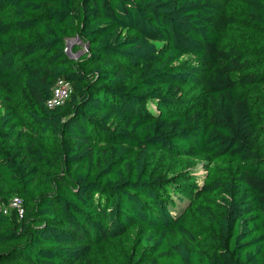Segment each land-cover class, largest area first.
Masks as SVG:
<instances>
[{
    "label": "trees",
    "instance_id": "16d2710c",
    "mask_svg": "<svg viewBox=\"0 0 264 264\" xmlns=\"http://www.w3.org/2000/svg\"><path fill=\"white\" fill-rule=\"evenodd\" d=\"M14 197L0 264H264V0H0Z\"/></svg>",
    "mask_w": 264,
    "mask_h": 264
},
{
    "label": "built area",
    "instance_id": "2783aa9c",
    "mask_svg": "<svg viewBox=\"0 0 264 264\" xmlns=\"http://www.w3.org/2000/svg\"><path fill=\"white\" fill-rule=\"evenodd\" d=\"M70 93V84L66 81H58L52 89L50 98L46 101V106L48 108L62 106L68 100ZM12 211H15L19 218L23 216V203L19 197L12 198L6 205H0V212L4 215H7Z\"/></svg>",
    "mask_w": 264,
    "mask_h": 264
},
{
    "label": "rangeland",
    "instance_id": "374dc122",
    "mask_svg": "<svg viewBox=\"0 0 264 264\" xmlns=\"http://www.w3.org/2000/svg\"><path fill=\"white\" fill-rule=\"evenodd\" d=\"M75 47L79 48V53L73 54L72 53V49H74ZM66 51L68 53V55H71L73 57H78L79 55L83 54L85 51V46H83L79 41L76 40H68L66 42ZM191 63H193V61H191ZM195 173L198 176H203L205 174V172L203 171L202 165L201 163H198L196 168H195ZM177 209V208H176ZM175 211V210H174ZM178 212H175V214Z\"/></svg>",
    "mask_w": 264,
    "mask_h": 264
},
{
    "label": "water",
    "instance_id": "95a60500",
    "mask_svg": "<svg viewBox=\"0 0 264 264\" xmlns=\"http://www.w3.org/2000/svg\"><path fill=\"white\" fill-rule=\"evenodd\" d=\"M73 40H76V41H79V39H77V38H74ZM80 42V41H79ZM81 43V42H80ZM71 58L73 57V56H71V55H69Z\"/></svg>",
    "mask_w": 264,
    "mask_h": 264
}]
</instances>
